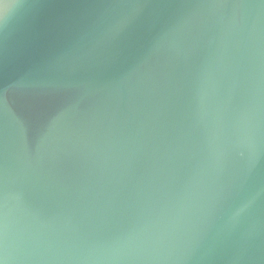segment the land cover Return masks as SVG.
Wrapping results in <instances>:
<instances>
[{"label": "water", "instance_id": "water-1", "mask_svg": "<svg viewBox=\"0 0 264 264\" xmlns=\"http://www.w3.org/2000/svg\"><path fill=\"white\" fill-rule=\"evenodd\" d=\"M0 264H264V0H4Z\"/></svg>", "mask_w": 264, "mask_h": 264}, {"label": "clouds", "instance_id": "clouds-1", "mask_svg": "<svg viewBox=\"0 0 264 264\" xmlns=\"http://www.w3.org/2000/svg\"><path fill=\"white\" fill-rule=\"evenodd\" d=\"M10 7H14L13 3H4V0H0V22H2L8 16V10Z\"/></svg>", "mask_w": 264, "mask_h": 264}]
</instances>
